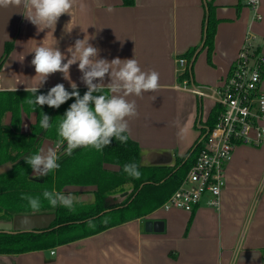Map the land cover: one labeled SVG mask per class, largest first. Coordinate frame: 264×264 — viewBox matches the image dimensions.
Listing matches in <instances>:
<instances>
[{"label":"crops","instance_id":"0c3cea01","mask_svg":"<svg viewBox=\"0 0 264 264\" xmlns=\"http://www.w3.org/2000/svg\"><path fill=\"white\" fill-rule=\"evenodd\" d=\"M206 1L135 0L125 5L123 0H99L101 6H97V0H75L71 15L63 14L54 31L39 30L23 8H0V90L38 86L31 60L40 45L57 46L70 58L68 49L75 41L89 39L100 50L98 58L131 59L135 54L142 70L159 73L160 86L155 93L132 97L139 116L130 121V137L141 147L142 165H173L177 156L186 155L201 139L215 107L212 98L179 86L178 59L197 48L187 65L191 83L210 88L229 73L247 37L264 53V0H259L261 18L248 0H214L218 24L209 61L202 47ZM9 41L13 48L3 57ZM69 74L77 88H87L80 80L78 62ZM57 83L71 88L57 72L39 89ZM261 86L264 91V78ZM7 116L8 123L11 113ZM35 120L34 112L23 113V130L28 131ZM55 142L45 138L41 148ZM105 167L119 168L111 163ZM69 189L75 199L94 200L95 185L65 187L68 193ZM119 196V192L113 194ZM208 201L206 195L190 212L163 209L161 204L143 217L53 248L0 253V264H264V142L235 148L226 166L220 208ZM148 219L162 224L148 231Z\"/></svg>","mask_w":264,"mask_h":264},{"label":"trees","instance_id":"16d2710c","mask_svg":"<svg viewBox=\"0 0 264 264\" xmlns=\"http://www.w3.org/2000/svg\"><path fill=\"white\" fill-rule=\"evenodd\" d=\"M125 5H133L135 0H123ZM214 0H207L205 31L202 47L207 50L209 61L215 44L218 19ZM13 42H6L3 57L9 54ZM197 48L189 51L185 57L191 62ZM191 71L182 77L191 80ZM49 89H38L37 95L47 94ZM72 91L71 88H65ZM81 97L87 88H78ZM105 89V93H107ZM34 99L31 91L26 89L0 90V166L7 168L0 172V219L12 220L16 215L53 214L54 220L47 229L6 232L0 231V253H21L38 249H49L83 237L94 235L110 227L143 217L158 209L165 200L178 188L194 164L202 146L197 141L184 156H177L173 165H142L140 161L141 147L133 138L127 143H120L113 138L112 144L98 151L95 148H77L71 156L64 154V143L58 151L59 169L48 176L35 177L25 157L37 153L43 139L54 141L61 139L58 135L59 123L75 98L68 100L59 108L47 105L28 103ZM215 106L208 117V127L215 124L217 116ZM10 112V121L5 122ZM36 114L35 122L28 131L22 127L23 113L30 116ZM44 112L52 120L47 130L40 127L41 114ZM138 163L142 175L139 180L129 177L122 171L126 163ZM105 163L116 164L117 170L105 167ZM131 186V191L126 185ZM69 185H95L94 201H79L69 210L63 206L52 207L44 198V191L63 192ZM126 187V188H125ZM119 192L121 200L109 198ZM29 195L39 198L41 207L34 211L26 199ZM92 221V225L88 221Z\"/></svg>","mask_w":264,"mask_h":264},{"label":"clouds","instance_id":"9594fccd","mask_svg":"<svg viewBox=\"0 0 264 264\" xmlns=\"http://www.w3.org/2000/svg\"><path fill=\"white\" fill-rule=\"evenodd\" d=\"M75 0H0V8L18 7L27 10L25 17L39 30L45 28L55 30L59 18L63 14L71 15ZM97 6H101L97 0ZM107 11L111 12L109 7ZM43 25L41 28L40 26ZM69 52L71 57L59 50L57 46H37L31 65L35 68V77H39L38 86L26 88L31 91L34 99H29L32 105H47L50 108H59L68 100L75 98L65 111L58 127L59 139L54 146L42 147L33 155L25 157V162L31 167L35 177L48 176L49 173L59 169L58 151L66 142L64 154L71 156L77 148L92 147L100 151L112 144L113 138L120 143H127L130 138V121L138 118L139 112L135 99L145 93H155L159 89V73L155 70H142L138 60L120 59L112 60L98 58L100 50L89 43V39H77ZM135 50V49H134ZM67 60L65 63L64 61ZM82 73L80 80L86 85L87 91L81 97L77 84L71 80L69 70L77 64ZM62 73L68 80L72 91L65 89L62 83H57L47 94L37 95L39 87L55 73ZM108 77V83L105 78ZM107 89V93H105ZM155 99V97H154ZM50 118L42 112L40 127L47 130L51 127ZM145 163H150L146 160ZM138 163H126L122 171L129 177L139 180L141 171ZM131 191V186H128ZM44 198L54 208L63 206L73 209L74 196L64 192L44 191ZM26 199L34 211L41 207L39 198L29 195L21 196ZM80 199H83L80 197ZM88 224L91 226L92 221Z\"/></svg>","mask_w":264,"mask_h":264},{"label":"built area","instance_id":"2783aa9c","mask_svg":"<svg viewBox=\"0 0 264 264\" xmlns=\"http://www.w3.org/2000/svg\"><path fill=\"white\" fill-rule=\"evenodd\" d=\"M259 0H248L258 14ZM181 88L212 98L217 107L215 124L208 127L199 141L202 146L187 176L161 208L193 211L209 195V205L220 208L225 171L238 145L264 142V53L250 37L243 42L229 73L213 87L198 86L182 77L188 60L178 59ZM54 253V250H52Z\"/></svg>","mask_w":264,"mask_h":264},{"label":"water","instance_id":"95a60500","mask_svg":"<svg viewBox=\"0 0 264 264\" xmlns=\"http://www.w3.org/2000/svg\"><path fill=\"white\" fill-rule=\"evenodd\" d=\"M6 168L7 165H1L0 172ZM109 198L113 199L114 197L110 195ZM118 199L121 200V196ZM54 218L53 214L16 215L12 220H0V231L23 232L47 229ZM158 223L162 224L161 221L148 219L145 222V229L148 231L157 229Z\"/></svg>","mask_w":264,"mask_h":264},{"label":"rangeland","instance_id":"374dc122","mask_svg":"<svg viewBox=\"0 0 264 264\" xmlns=\"http://www.w3.org/2000/svg\"><path fill=\"white\" fill-rule=\"evenodd\" d=\"M8 118H9V117L6 115V118H5V119L8 120ZM56 142H57V141H56ZM56 142H55V143H56ZM62 147H63V146H62ZM62 147H61V149H62ZM40 148H41V147H40ZM61 149H60V150H61ZM63 192H64L66 195L69 194L65 189H64ZM75 193H77V192H75ZM93 199H94V198H92L91 200H93ZM79 201L86 202V203H91V202H93L94 200H93V201H88V200H81L80 198H77V199L74 200V204L79 203Z\"/></svg>","mask_w":264,"mask_h":264}]
</instances>
